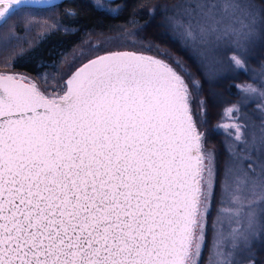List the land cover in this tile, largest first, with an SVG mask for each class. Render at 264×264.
I'll use <instances>...</instances> for the list:
<instances>
[{
    "label": "snow or ice",
    "instance_id": "1",
    "mask_svg": "<svg viewBox=\"0 0 264 264\" xmlns=\"http://www.w3.org/2000/svg\"><path fill=\"white\" fill-rule=\"evenodd\" d=\"M37 5L61 23L32 16ZM95 8L116 11L101 0ZM69 16L79 11L57 0H0V264H257L264 103L258 125L239 114L245 100L264 101V90L237 86L241 101L225 109L232 123L218 125L229 137L220 161L166 52L92 48L74 70L75 57L67 64L52 92L6 71L26 51L19 21L44 36ZM167 21L205 60L227 49L243 70L245 54L264 41V0H178ZM59 55L53 66L67 62ZM37 67L47 83L45 63ZM192 84L198 94L200 82ZM197 105L203 114L205 102Z\"/></svg>",
    "mask_w": 264,
    "mask_h": 264
},
{
    "label": "trees",
    "instance_id": "2",
    "mask_svg": "<svg viewBox=\"0 0 264 264\" xmlns=\"http://www.w3.org/2000/svg\"><path fill=\"white\" fill-rule=\"evenodd\" d=\"M177 2L178 0H101V3L116 7V11L111 12L107 8L93 10L94 0H63L59 3L64 4L69 11H79L78 19L71 16L63 18L60 30L44 36L39 35L37 26L25 29L23 20L19 21L21 30L17 33V39L26 51L14 61L13 67L7 70L26 73L34 77L40 85L50 84L54 81L59 66V63L53 66L52 62L59 61V54L66 55L84 39L149 25L159 40L183 61L189 72L200 82V98L205 102L202 126L205 129L206 149L215 151L218 159L222 161L225 157L224 145L229 137L228 130L219 128L218 125L232 123L234 114H225V109L241 101L242 93L237 86L252 84L257 89L264 90V41H258L255 47L245 54L243 70L231 65L228 59L230 51L227 49H222L219 56L205 60L198 49L185 45L182 37L171 29L167 21V15L171 14L173 5ZM149 9L155 11L150 13ZM31 15L36 18L52 16L58 24L62 19L50 11L49 6L34 7ZM40 62L46 65L49 74L47 83L37 79V73L44 71L37 67ZM215 83L221 86V89L217 90L216 100L210 88ZM260 103L264 101H260L257 96L241 104L239 115L242 123L246 121L249 125L259 124ZM193 112L194 115L197 113L195 108ZM250 115L257 120L252 122ZM253 255L257 264H264V244L258 241Z\"/></svg>",
    "mask_w": 264,
    "mask_h": 264
},
{
    "label": "rangeland",
    "instance_id": "3",
    "mask_svg": "<svg viewBox=\"0 0 264 264\" xmlns=\"http://www.w3.org/2000/svg\"><path fill=\"white\" fill-rule=\"evenodd\" d=\"M151 45V50L149 51L147 46ZM95 48L99 50V53H104L108 50H134V51H145L146 53H150L152 55H159V53L166 52L168 55L165 57L168 62L173 63L175 67L176 61H179L180 67H177V71H180L182 75H185V79L189 84L190 89L193 91L194 94V102H193V109L197 111L194 115L196 122L199 126L201 132L205 134V129L202 126V114L200 109L197 105V101L201 100L200 92H196L192 84V80L196 78L189 72L186 65L183 63L182 60L178 58L172 51L169 50L168 46L162 43L157 35L155 34L154 30L149 25H144L139 28H131L119 33H112L102 36L90 37L86 38L81 41L74 49L66 54L68 60L65 64H59L57 68V73L55 75L54 81L50 84L39 85V87L46 92H52L54 90H59L62 86L63 81L61 80V76L64 75L66 78V74H68V67L67 64H71L75 57V64L74 67H77L81 62L82 59L80 57V53L83 52L86 55L89 53L90 49ZM34 78V77H32ZM35 79V78H34ZM37 81V80H36ZM38 82V81H37ZM212 94H214V99L218 98L217 90L221 89V86L217 83L211 85ZM251 121L255 122L257 120L254 116L250 115ZM246 122V121H245ZM205 136V135H204ZM206 147V143H205ZM254 251V249H253Z\"/></svg>",
    "mask_w": 264,
    "mask_h": 264
},
{
    "label": "water",
    "instance_id": "4",
    "mask_svg": "<svg viewBox=\"0 0 264 264\" xmlns=\"http://www.w3.org/2000/svg\"><path fill=\"white\" fill-rule=\"evenodd\" d=\"M61 1H63V0H57V3L61 2ZM45 6H46V5H37V6H35V7H45ZM114 51H134V50H114ZM101 54H103V53H101ZM145 54L152 55V54H150V53H146V52H145ZM78 66H79V65H78ZM6 71L14 72V73H20V74H22V75L28 76L29 78L33 79V80L38 84V82L36 81V79L32 78V76H30V75H28V74H26V73L19 72V71H12V70H6ZM38 86H39V85H38ZM41 90H42V89H41Z\"/></svg>",
    "mask_w": 264,
    "mask_h": 264
}]
</instances>
